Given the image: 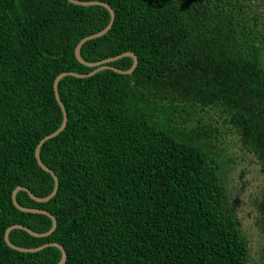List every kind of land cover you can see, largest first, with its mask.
I'll return each instance as SVG.
<instances>
[{
  "label": "trees",
  "instance_id": "16d2710c",
  "mask_svg": "<svg viewBox=\"0 0 264 264\" xmlns=\"http://www.w3.org/2000/svg\"><path fill=\"white\" fill-rule=\"evenodd\" d=\"M0 0V264H264L231 207L214 143L264 174V0ZM259 1V3H257ZM124 54L90 75L97 64ZM123 73H118L114 70ZM66 76L54 89L55 79ZM63 131L55 133L63 114ZM215 116L220 120L216 124ZM223 130V132L221 131ZM264 239V183L256 199Z\"/></svg>",
  "mask_w": 264,
  "mask_h": 264
},
{
  "label": "rangeland",
  "instance_id": "374dc122",
  "mask_svg": "<svg viewBox=\"0 0 264 264\" xmlns=\"http://www.w3.org/2000/svg\"><path fill=\"white\" fill-rule=\"evenodd\" d=\"M260 4L262 9H259V12L262 13L264 6L262 2ZM215 120V125H219L220 120L217 116ZM214 145L221 158L228 156L231 159V165L223 167L222 180L239 228L247 241L248 256L256 261L260 258L264 244V239L256 226L259 217L256 199L264 183L262 168L256 158L239 145L231 134H222Z\"/></svg>",
  "mask_w": 264,
  "mask_h": 264
},
{
  "label": "water",
  "instance_id": "95a60500",
  "mask_svg": "<svg viewBox=\"0 0 264 264\" xmlns=\"http://www.w3.org/2000/svg\"><path fill=\"white\" fill-rule=\"evenodd\" d=\"M67 1L70 2V3H72V4H74V5H79V6H95V5L103 6V7H105V8L108 10V12H109V14H110V24H109V25H108L103 31H101V32L98 33V34H95V35H92V36H89V37L84 38V39L81 40V41L79 42V44L76 46V48H75V52H74L75 57H76V59L78 60V62L83 63L82 60L80 59V48H81V46H82L83 44H85L86 42L90 41V40H93V39H96V38H99V37L105 35V34L109 31V29H110V27H111V25H112L113 18H114V14H113L112 10L110 9V7H108L106 4H103V3H96V2H92V3H80V2H76V1H74V0H67ZM125 56L132 57V59H133V67H132L128 72L125 73V74H131L132 71L134 70V68L136 67V63H137V59H136V57L133 56V55H131V54H124V55H121V56H118V57H115V58H112V59H108V60L101 61V62H99V63H97V64H92V65H91V64H87L86 66H88V67H96V69L90 74V75H93L94 73H97V72H99V71L106 70V69H111V67L107 66L108 63L113 62V61H116V60H119V59H121V58H123V57H125ZM113 70H114V69H113ZM114 71H116V72H118V73H123V72H120V71H118V70H114ZM66 76H73V77H76V78H84V77H85V76H83V75H82V76H81V75H74V74H72V73H63V74H60V75L55 79V82H54V89H55V90H56V87H57L58 82H59L62 78L66 77ZM55 99H56L57 104H58V106L60 107V109H61V111H62V114H63V122H62V125L60 126V128H59L55 133H53V134H51V135H49V136L43 138V139L39 142V144H38V146H37V148H36V151H35V158H36V161H37L39 167H40L43 171L49 173V174L52 176V178H53V180H54L55 187H54L53 192L50 194V196H48V197H46V198H43V199H37V198H35L34 196H32L30 193H28V195L30 196V198L33 199L34 201L38 202V203H46V202H48L50 199H52V198L55 196L56 191H57V187H58V181H57V178H56V176L54 175V173L51 172L48 168L44 167V166L42 165V163L40 162V160H39V149L41 148V146H42L45 142H47L48 140H51V139L55 138L56 136H58V135L63 131V129L65 128V125H66L67 115H66V112H65V110H64V107H63V105H62V103H61V101H60V99H59V97H58L57 92H55ZM19 191H25V192H28L25 188H22V187H18V188L15 189V191H14L13 194H12V203H13L14 207H15L16 209H18L19 211H21V212H29V213L42 214V215H45V216L49 217V218L51 219V221H52V229H51V231H50L49 233H47V234H45V235H37V234L31 232L30 230H28V229L22 227V226H12V227L8 228V229L6 230V232H5V235H4V242H5V244H6L9 248H11L12 250H15V251H18V252H23V253H34V252H37V251H39V250H41V249H43V248H45V247H48V246H52V247L58 248V249L61 251V254H62L61 261H60L58 264H64V263H65V258H66V257H65V253H64V250L62 249V247L59 246L58 244H54V243H53V244H48V245H46V246H43V247H40V248H37V249H22V248L14 247V246H12V245L10 244V242H9V240H8V234L10 233V231H12V230H14V229H20V230H23V231L27 232L28 234H30V235H32V236L39 237V236H47V235H50V234L54 231V229L56 228V221H55V219L52 217V215L49 214L48 212H45V211H37V210H27V209H22V208H20V207L17 205L16 201H15V194H16L17 192H19Z\"/></svg>",
  "mask_w": 264,
  "mask_h": 264
}]
</instances>
